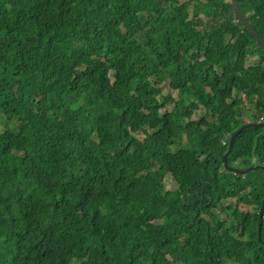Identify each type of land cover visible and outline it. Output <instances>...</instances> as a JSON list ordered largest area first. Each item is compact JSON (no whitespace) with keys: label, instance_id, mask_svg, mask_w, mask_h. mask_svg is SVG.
I'll use <instances>...</instances> for the list:
<instances>
[{"label":"trees","instance_id":"1","mask_svg":"<svg viewBox=\"0 0 264 264\" xmlns=\"http://www.w3.org/2000/svg\"><path fill=\"white\" fill-rule=\"evenodd\" d=\"M246 111L264 47L230 0H0V264H264V171L223 163L264 168V127L229 148Z\"/></svg>","mask_w":264,"mask_h":264},{"label":"water","instance_id":"2","mask_svg":"<svg viewBox=\"0 0 264 264\" xmlns=\"http://www.w3.org/2000/svg\"><path fill=\"white\" fill-rule=\"evenodd\" d=\"M232 6L235 10V17L238 21L242 22V25L244 27H246L256 38L257 43L262 45L264 47V37L262 35H260L258 33V31L255 29V27L253 26L252 23H250L249 21H247V19L245 18V16L243 15L239 4H238V0H231ZM255 127H264V123H246L244 124L239 130H237L231 137L229 140V148L231 149L234 145L235 139L237 138L238 135H240L241 133H243L244 131L250 129V128H255ZM227 156L228 153L225 154L223 156V163L225 168L232 173H236L239 175H246L249 173H253L255 171H264V168H255V169H248V170H235L229 167L228 162H227ZM260 211H262V213H264V201H263V205L262 208H260ZM263 216L262 218H260V221L258 223V228L259 230H262V223H263Z\"/></svg>","mask_w":264,"mask_h":264},{"label":"rangeland","instance_id":"3","mask_svg":"<svg viewBox=\"0 0 264 264\" xmlns=\"http://www.w3.org/2000/svg\"><path fill=\"white\" fill-rule=\"evenodd\" d=\"M185 1H187V0H182V2H184V3H185ZM227 1H229V0H227ZM191 8H192V6H191ZM191 8H190V10H191ZM191 14L192 13H190V16H191ZM199 18L204 20L205 16H202ZM192 57H193V55H192ZM257 61H258V57L253 56V55H249L247 57V63L246 64H247V66L252 65V64H256ZM159 87L161 90V95H163V96L164 95H170L172 97L177 98V92L174 90H171L168 83L160 84ZM243 99H244V101L246 100L245 97H243ZM172 107H174V106L168 104L167 107L162 112H169L172 109ZM246 112H248V113H246ZM246 112L241 117L242 122L251 123L252 120L249 118L251 111H246ZM205 113H206L205 108L204 107L200 108L196 112H193V114L191 116L192 118L190 121H192V122L196 121L197 123H195V124L198 125V123H201L202 121H204L202 115H204ZM132 134H136V132L132 131ZM136 136L140 137V139H143V137H141L139 134H136ZM161 186H162V193H165L168 190H176L179 188L175 179L170 177V176L165 177ZM249 208H253V206H250Z\"/></svg>","mask_w":264,"mask_h":264},{"label":"clouds","instance_id":"4","mask_svg":"<svg viewBox=\"0 0 264 264\" xmlns=\"http://www.w3.org/2000/svg\"><path fill=\"white\" fill-rule=\"evenodd\" d=\"M230 1H231V0H230ZM235 18H236V17H235ZM251 123H253V122H251ZM258 123H264V116H263V120L260 121V122H258ZM259 239H262V234L259 235Z\"/></svg>","mask_w":264,"mask_h":264},{"label":"crops","instance_id":"5","mask_svg":"<svg viewBox=\"0 0 264 264\" xmlns=\"http://www.w3.org/2000/svg\"><path fill=\"white\" fill-rule=\"evenodd\" d=\"M244 163H246V162H244ZM248 170V169H247Z\"/></svg>","mask_w":264,"mask_h":264}]
</instances>
